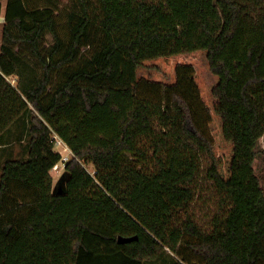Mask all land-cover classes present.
Returning <instances> with one entry per match:
<instances>
[{
  "label": "trees",
  "instance_id": "obj_1",
  "mask_svg": "<svg viewBox=\"0 0 264 264\" xmlns=\"http://www.w3.org/2000/svg\"><path fill=\"white\" fill-rule=\"evenodd\" d=\"M44 1L0 0V264H264V0Z\"/></svg>",
  "mask_w": 264,
  "mask_h": 264
},
{
  "label": "rangeland",
  "instance_id": "obj_2",
  "mask_svg": "<svg viewBox=\"0 0 264 264\" xmlns=\"http://www.w3.org/2000/svg\"><path fill=\"white\" fill-rule=\"evenodd\" d=\"M32 5H45L44 0H28ZM8 0H2L3 3V14H5L6 6ZM4 23V17L2 18ZM50 39V36H48ZM2 45V28L0 30V51ZM6 79L11 82L12 85L17 86L18 78L16 75L6 76ZM28 129H29V115L24 114L20 119H18L15 123H13L0 137V179L2 174V166L4 162L9 158H17V159H26L28 157L29 147H28ZM69 156H71L69 154ZM87 168L92 171L93 165L86 164ZM256 172L261 177L264 185V136L260 139L259 142V155L254 163ZM64 168L61 169H53L51 174L54 177L55 185L57 182L62 180L65 176L64 180H66V173L63 172ZM202 187L205 190L204 196L209 199L208 205H201L202 209L200 211V217L202 220H209L213 214L212 204L214 203L211 200V195L213 194V188L211 184L205 181H201ZM206 220V221H207ZM209 221L205 223H209ZM207 224L203 225L207 228ZM177 260V256L174 252H172L169 248H166L164 251L160 253V255L152 260L145 261L144 264H175Z\"/></svg>",
  "mask_w": 264,
  "mask_h": 264
},
{
  "label": "built area",
  "instance_id": "obj_3",
  "mask_svg": "<svg viewBox=\"0 0 264 264\" xmlns=\"http://www.w3.org/2000/svg\"><path fill=\"white\" fill-rule=\"evenodd\" d=\"M53 138L55 140V149L57 151H59L62 155L61 160L57 164H55V166L53 167V169L58 170V169L65 167L67 161H69V159L72 156V151H71L70 147L68 146V144L61 137H59L57 134H54ZM69 154L71 156H69ZM91 173L94 175L95 170L93 169L91 171Z\"/></svg>",
  "mask_w": 264,
  "mask_h": 264
},
{
  "label": "water",
  "instance_id": "obj_4",
  "mask_svg": "<svg viewBox=\"0 0 264 264\" xmlns=\"http://www.w3.org/2000/svg\"><path fill=\"white\" fill-rule=\"evenodd\" d=\"M138 236H124V235H119L118 237V241L120 243H124V242H130V241H133L135 239H137Z\"/></svg>",
  "mask_w": 264,
  "mask_h": 264
}]
</instances>
